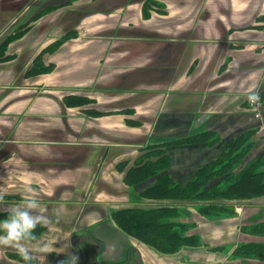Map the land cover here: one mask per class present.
Here are the masks:
<instances>
[{
  "label": "crops",
  "instance_id": "0c3cea01",
  "mask_svg": "<svg viewBox=\"0 0 264 264\" xmlns=\"http://www.w3.org/2000/svg\"><path fill=\"white\" fill-rule=\"evenodd\" d=\"M145 1L0 0V39L31 4L34 12L57 7L9 43L15 58L0 66V186L10 199L5 207L14 209L31 190L48 220L43 235L72 233L63 221L75 219L80 206L90 207L86 225H107L116 209L162 203L141 197L155 178L132 186L125 180L154 145L165 144V171L182 184L238 137L251 135V145L234 168L237 177L264 157V105L257 116L245 103L249 90L264 83V26L255 27L264 23V0H157L165 12L147 17ZM68 29L80 31L45 57L54 68L26 77L41 46ZM69 93L95 101L67 104ZM205 131L219 142L180 141ZM238 203V223L264 220V195ZM94 214L101 217L89 219ZM226 229L219 236L228 237ZM111 236L118 240L104 241L111 261H120L132 244L145 264L162 260H153L152 249L124 232ZM66 249L50 247L48 257Z\"/></svg>",
  "mask_w": 264,
  "mask_h": 264
},
{
  "label": "trees",
  "instance_id": "16d2710c",
  "mask_svg": "<svg viewBox=\"0 0 264 264\" xmlns=\"http://www.w3.org/2000/svg\"><path fill=\"white\" fill-rule=\"evenodd\" d=\"M152 5L143 8L144 15L153 10ZM57 7H44L37 13L19 22L17 28L6 35L5 40L0 44V61L5 58H12L13 55L8 52V45L14 39L20 37L24 31L31 28L32 23L41 15L55 10ZM156 9V8H155ZM77 35L75 30H71L61 40L51 43L44 51H53L59 47L62 42L70 37ZM43 54V53H40ZM40 56V55H39ZM31 62V65L25 71V76L31 77L49 71L52 66L49 64H40V57ZM67 101V98H66ZM93 99L85 97L79 98L76 94H71L67 104L74 106H84L92 103ZM92 113L98 112L92 110ZM251 137V135H249ZM249 137H238L226 145L228 148H222L216 159L198 168L193 174V178L187 183L177 182L166 172L170 164L169 155L166 153L165 144L154 145L151 151L148 150L143 157L135 161L136 164L128 170L125 180L128 185H134L141 181L155 178L154 182L141 192V197L150 200H160L153 206H125L112 212V220L121 228L127 236L133 241L150 246L157 252L167 256L179 253L184 247H195L201 245L199 235L189 233L193 229L192 224L175 221L183 212L180 203L187 200H202L196 204L195 208L199 213L208 217L221 214H235L233 207L223 202V200L252 199L264 195V166L260 157L250 164L240 176L237 177L234 168L242 160L244 152L251 145ZM180 141L189 142H219L214 133L210 131L195 133L182 137ZM221 147L222 144L219 143ZM7 200V199H3ZM166 201H176L170 203ZM2 201H0L1 203ZM182 208V209H181ZM12 211H0V222L9 217ZM46 229V225H37L34 235ZM244 233L256 236L258 241H241L233 249V255L241 258L247 256L248 259L264 257V220L251 222L241 226ZM214 251H223V248L216 247ZM250 256V257H249ZM234 258V257H233ZM236 259V258H234Z\"/></svg>",
  "mask_w": 264,
  "mask_h": 264
},
{
  "label": "rangeland",
  "instance_id": "374dc122",
  "mask_svg": "<svg viewBox=\"0 0 264 264\" xmlns=\"http://www.w3.org/2000/svg\"><path fill=\"white\" fill-rule=\"evenodd\" d=\"M150 4L152 5L151 7H154V8H153V10H151L150 13H148V15H150L152 12H155V11L165 12V5L163 3L157 1V0H146L145 2H143V4H142V12H143V8L145 6L150 5ZM29 7L30 8L24 10V13L21 15L22 17L20 19L16 18V20L6 30V34L4 33L5 35L3 34L1 36L2 41L0 42V44L5 40L6 35L9 34L11 31L15 30L17 28L16 26L18 25V23L22 22L27 17V15H26L27 12H28V14H30V13L34 12L35 9L37 8L33 4H31ZM46 7H48V6L46 5ZM41 9H44V7L41 8ZM41 9H39L38 11H40ZM38 11H36L34 13H37ZM44 15L45 14L41 15L38 19H36L32 23L31 28H29L26 31H24V33L20 37L14 39V40H17V39L21 38L26 32H28L32 28L36 27L37 24L40 23V21H41V19L43 18ZM143 15H144V13H143ZM144 16L147 17L146 15H144ZM262 26H264V23H262V24L259 23L255 27H262ZM71 30H75L77 35L79 34V31H80V30H77V29H70V30L68 29L66 31H62V33L59 34L58 36H56L54 39L49 40L44 45H42L41 49H39V51H37V53L33 56L31 62L36 58V56L40 55L39 56L40 57V59H39L40 64L41 65H43V64L51 65L52 68L49 70V71H51L54 68V64L52 62H47V60L45 59L46 55L56 52L68 40H70V39H72L74 37H70V38L66 39L64 42H62V44L59 45L58 48H56L53 51H49L48 50V51H44L43 52V50L45 48H47L51 43L61 40L62 37L67 35ZM40 53H43V54H40ZM12 55H13L12 58L10 57V58H7V59L5 58L4 60H1L0 61V66L3 65V63H5V62H9L10 60H13L15 58V55L14 54H12ZM30 65H31V63H30ZM224 65H226V63ZM49 71L41 73L39 75L46 74ZM35 76H37V75H35ZM254 90L258 91L259 94H260L261 104L256 109L257 113H258V110L260 109L262 104L264 105V83L262 85L260 84ZM71 94H73V93H69V94L66 95L67 101L69 100V97H71ZM75 94L77 96H79V98H85V97L91 98L90 96L85 95V94H79V93H75ZM93 101H95V99H93ZM245 103L248 105L249 108H253V106L249 105V103L247 101V98H246ZM95 110H98V109H95ZM98 112H100V111L98 110ZM184 142H186V141H184ZM224 148L229 149L228 145H226V143H225ZM147 150H145V151H147ZM151 150L152 149L149 148L148 152L151 151ZM143 154L144 153H142V155ZM141 157H143V156H141ZM262 162L263 163H262L261 166H264V160H262ZM134 164H136V163L134 162ZM4 199H7V200H3L0 203V211H12L13 208L11 206L10 207L9 206L5 207V203L8 200H10L7 197V195L4 196ZM142 199L144 200V198H142ZM239 200L240 199H235V200H233V199L232 200H226L225 199V200H223V202L227 203L228 205H231L233 207V210L236 211V209H235L236 208V204H240V203H238ZM242 200H246V199H242ZM151 201H154V200H151ZM151 201L148 200V199L146 200V198H145V202H151ZM193 201H195V203H197V204H199L200 202H202V203L205 202V201H202V200H199V201L193 200ZM150 204L146 203L145 205H140V206H145V207L153 206L152 205L153 203H150ZM193 207L192 208L191 207L188 208V206L184 207L183 208L184 209L183 212L181 211V215L179 217L175 218L176 219L175 221H180V222H185V223H188V224H192V226H194V227H193V229L189 230V233H195V234L199 235L200 241H201V245L195 246V247H184V248H182V250L179 253H177L175 255H171V256H167L165 254L159 253L155 249H153L152 247L148 246L149 249L153 250V255H155L156 259L157 258H161L162 259L161 262H158V261L155 262L156 264H181V263H184V264H187V263H189V264H235V263H239V264H241L240 262L246 263L248 261H250L251 263H255V264H264V257L263 258L259 257V258H256V259H253V258L252 259H248V258H245L247 256H242L241 258H239L238 256L235 257L232 254L233 253L232 249L235 248L238 244H240V241H246V240L247 241H251L253 239L255 241H258L256 236H251L250 234L244 233L243 230L241 229V226H243L245 224H251L250 222H247V223L244 222L243 224L238 223V221H236L237 219H235L236 218L235 214L231 215L229 213L228 214H221V215H213V216L208 217L206 215H203V214L199 213L198 210L197 209H193ZM78 208H80L81 210L78 209L79 211H78L75 219L73 218L72 221L68 220V218L67 219L63 218V219H65V221H63V219H62L64 224H66L67 226L72 227V233L71 232H60V233L64 234V235H62L63 237H58V236H55V235H52V236L51 235H45V234L43 235V233L46 231V229H45L44 231L40 232L38 234V236L36 237V240L33 241L34 247L38 249L42 244L47 243L51 248L52 247H54V248L56 247L58 249L63 250V248L70 246V244L73 242L71 234L75 233L78 230H79L78 231L79 233L83 232L81 230V227H83V225H86V223H87V222L83 221V216H84L85 212L90 207L89 206H86V207L80 206ZM191 211L194 212V215L192 214L193 212H191ZM100 217H101L100 214H94V215L90 216L89 219H97V218H100ZM76 221H77V223H75ZM89 221H91V220H89ZM100 222H93L91 224L86 225L85 227H86V229L89 228V230H92L93 232L97 233V237L99 239H101L102 241H105V242H107L109 244H111L112 242H115V244H117L118 240L117 239L113 240V237L111 236V234H112V232H114V233L123 232V231H121V228L114 221H111L112 223L111 224H107V225H105V222H103V223H100ZM77 226H78V228H75ZM222 228L223 229L227 228L226 230H223V231H225V233H229L228 237L223 238L222 236H219L220 235V231H221ZM108 233L110 235L109 236H105V235H108ZM4 234L5 233L2 230H0V235H4ZM237 234L238 235L239 234L243 235V237H236L235 235H237ZM96 239H97L96 237L93 238V241L96 242L97 241ZM235 241H237V244H235ZM105 242H104V244H105ZM78 243L81 244L82 242L80 240H78ZM216 247L223 248V251H214V250H212V249H214ZM80 250L84 251V258L87 260V262L92 264L93 259H92V257L90 258V255L88 253L90 251L89 245L85 244L84 245V250H82V249H80ZM55 255H57V258H53V260H52V258L48 257L49 256L48 253L47 254H37L36 258L33 261H31L30 264H61L60 261L63 260L64 258H66L69 254L68 253H60V254H55ZM58 255H59V257H58ZM170 257H171V260L169 261L168 258H170ZM172 257H173V259H172ZM233 257L236 258V259H234ZM209 258H211V261H210ZM152 263H154V262H152ZM0 264H27V262H25L22 259V257H20L18 255V253L16 252V250H14L13 248L0 246Z\"/></svg>",
  "mask_w": 264,
  "mask_h": 264
},
{
  "label": "clouds",
  "instance_id": "9594fccd",
  "mask_svg": "<svg viewBox=\"0 0 264 264\" xmlns=\"http://www.w3.org/2000/svg\"><path fill=\"white\" fill-rule=\"evenodd\" d=\"M246 98L255 112L261 104L259 92L254 89L249 90ZM6 191V188L0 186V201H3ZM21 199L22 202L14 207L9 217L0 222V230L5 233L0 235V246L13 248L27 264H30L37 254H47L50 251L47 243L42 244L38 249L33 245V241L36 240L34 231L37 225H46L48 220L42 214V206L31 190L29 194H22ZM209 259L211 261V258ZM78 261L77 255L69 254L61 264H78Z\"/></svg>",
  "mask_w": 264,
  "mask_h": 264
},
{
  "label": "flooded vegetation",
  "instance_id": "af4514ba",
  "mask_svg": "<svg viewBox=\"0 0 264 264\" xmlns=\"http://www.w3.org/2000/svg\"><path fill=\"white\" fill-rule=\"evenodd\" d=\"M81 230L83 231L82 233H79L78 232L79 230H78L72 234L73 242L70 244L69 249H66V253L68 254L74 253L75 255L79 257L80 264H90L84 258V251L80 250V246L85 245V244L89 245V247L92 250V256H91L93 259L92 264H145V262L143 261V257L140 252V249L134 244L128 245V248L123 253L120 261H111L110 259L105 257L106 247H105L104 241H102L97 236H95L96 234L92 230H87L86 228H81ZM95 237L97 238L96 242L93 241V238ZM78 240H80L82 243L81 244L78 243ZM55 254L57 253H53L49 258H52V260L53 258H57V255ZM66 258H64L63 260H65ZM152 259L153 260L156 259L154 255L152 256ZM63 260H61L60 262H62ZM240 263L241 264H255V263H251L250 261L246 263H243V262H240Z\"/></svg>",
  "mask_w": 264,
  "mask_h": 264
},
{
  "label": "water",
  "instance_id": "95a60500",
  "mask_svg": "<svg viewBox=\"0 0 264 264\" xmlns=\"http://www.w3.org/2000/svg\"><path fill=\"white\" fill-rule=\"evenodd\" d=\"M72 254H74V253H72ZM74 255H75V254H74ZM79 261H80V259H79ZM79 261H78V264H80Z\"/></svg>",
  "mask_w": 264,
  "mask_h": 264
},
{
  "label": "built area",
  "instance_id": "2783aa9c",
  "mask_svg": "<svg viewBox=\"0 0 264 264\" xmlns=\"http://www.w3.org/2000/svg\"><path fill=\"white\" fill-rule=\"evenodd\" d=\"M259 115V113L257 114V116Z\"/></svg>",
  "mask_w": 264,
  "mask_h": 264
}]
</instances>
